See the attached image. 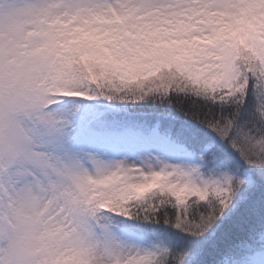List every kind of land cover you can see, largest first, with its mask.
<instances>
[{"label":"snow or ice","instance_id":"snow-or-ice-1","mask_svg":"<svg viewBox=\"0 0 264 264\" xmlns=\"http://www.w3.org/2000/svg\"><path fill=\"white\" fill-rule=\"evenodd\" d=\"M0 264H264V0H0Z\"/></svg>","mask_w":264,"mask_h":264}]
</instances>
